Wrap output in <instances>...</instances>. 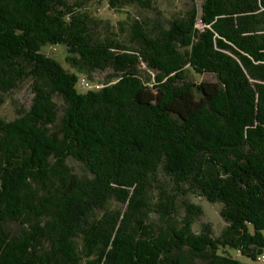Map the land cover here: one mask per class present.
<instances>
[{"label":"trees","instance_id":"16d2710c","mask_svg":"<svg viewBox=\"0 0 264 264\" xmlns=\"http://www.w3.org/2000/svg\"><path fill=\"white\" fill-rule=\"evenodd\" d=\"M190 2L166 21L126 13L121 38L77 2L0 0V106L32 95L0 120V264H264V0H204L201 28ZM191 195L220 204L219 235L195 230Z\"/></svg>","mask_w":264,"mask_h":264},{"label":"rangeland","instance_id":"374dc122","mask_svg":"<svg viewBox=\"0 0 264 264\" xmlns=\"http://www.w3.org/2000/svg\"><path fill=\"white\" fill-rule=\"evenodd\" d=\"M69 2H77L80 4L81 8L106 22L108 25V30H111L121 36L120 28L118 25V21L124 20V15L128 13L129 17L140 18L148 21H166L174 16H177L183 13L186 9H188L191 5L190 0H147V5L145 7L140 6L137 3L127 4L123 7L117 9H113L109 6L108 0H67ZM204 0H194L196 7L198 8V19L197 26L201 28L203 23L201 21L202 17V3ZM101 34H107L105 30L100 29ZM43 51L47 54L52 55L57 58L63 65L66 67L67 64L65 62V55L67 54L66 48L63 45H47L43 47ZM144 67V65H142ZM186 74L187 77L192 80L194 83H198L203 80H214V76L209 73L197 74L195 73L189 66H186ZM151 74H153L152 70H149ZM109 70L103 72H93L92 79L94 82L99 81L103 82L108 75ZM153 76V75H152ZM98 82V83H99ZM97 83V82H96ZM78 90H82L79 85L76 86ZM31 92L27 83L20 84L16 89L10 91L7 94L3 95L4 103L0 106V120H11L13 119L16 113V107H25L28 108L31 102ZM54 101L56 102L58 108V117L61 116L64 102L63 100L55 96ZM66 163L69 167H71L72 171L79 176L89 177L90 172L85 168L82 162L75 160L71 157L67 158ZM170 186V184H168ZM165 186L167 184L165 183ZM184 198H179L178 203V212L184 213V208L182 200ZM186 200L192 202L196 205H200L203 209L202 215H200L194 223L195 230L200 228L202 223H209L212 227V233L214 236L219 235L221 230L225 226L224 220L221 218L219 214L220 204L218 203H210L200 196H187ZM180 204L182 206H180ZM113 207H120L125 209V204H120L115 202L112 204ZM155 213H152L151 216L155 221H157V217L154 216ZM7 228L11 230V232H15L18 230L17 223L10 222L7 223ZM234 256L239 255L234 251H229ZM242 262H248L246 259H241Z\"/></svg>","mask_w":264,"mask_h":264},{"label":"built area","instance_id":"2783aa9c","mask_svg":"<svg viewBox=\"0 0 264 264\" xmlns=\"http://www.w3.org/2000/svg\"><path fill=\"white\" fill-rule=\"evenodd\" d=\"M81 84L83 85V86H85V87H91V85L89 84V83H87V82H84V81H81Z\"/></svg>","mask_w":264,"mask_h":264}]
</instances>
